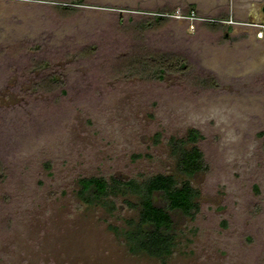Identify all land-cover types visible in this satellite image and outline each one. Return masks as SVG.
<instances>
[{"label": "rangeland", "instance_id": "rangeland-1", "mask_svg": "<svg viewBox=\"0 0 264 264\" xmlns=\"http://www.w3.org/2000/svg\"><path fill=\"white\" fill-rule=\"evenodd\" d=\"M72 1L0 0V264H264V25L190 20L193 0ZM136 46L190 70L114 75ZM33 58L62 87L34 88ZM190 129L207 165L189 179L199 211L163 261L132 253L122 231L136 210L83 203L78 179L180 182L170 139Z\"/></svg>", "mask_w": 264, "mask_h": 264}, {"label": "trees", "instance_id": "trees-1", "mask_svg": "<svg viewBox=\"0 0 264 264\" xmlns=\"http://www.w3.org/2000/svg\"><path fill=\"white\" fill-rule=\"evenodd\" d=\"M81 1L74 0L71 3L82 4ZM71 7L73 6L63 5L62 8L69 10ZM153 19L141 23L140 28L149 29L159 25L168 16L159 13ZM94 51V45L86 46L83 50L76 51L73 57H89ZM134 52L133 57H128V54L122 56L114 75L131 74L147 80H161L170 72L185 74L190 70L186 58L181 54L151 51L146 46H136ZM33 60L31 71L44 72L34 88L52 90L62 87L64 80L52 70L51 62L37 58ZM202 85L213 86V83L205 79L202 80ZM200 137L198 130L190 129L186 137L170 139L175 154V168L185 176L180 182L174 175L167 173H155L141 181L126 179L120 175L109 178L102 175L89 176L78 179L77 195L87 205L108 203L110 207L135 209L137 217L127 219V228L122 231L124 242L132 253H145L163 261L176 249L186 220L193 219L199 211V192L189 179L207 169L203 152L196 144ZM129 194L135 195L137 201L126 198ZM122 196L125 197L122 199ZM120 200L121 204H118Z\"/></svg>", "mask_w": 264, "mask_h": 264}, {"label": "crops", "instance_id": "crops-1", "mask_svg": "<svg viewBox=\"0 0 264 264\" xmlns=\"http://www.w3.org/2000/svg\"><path fill=\"white\" fill-rule=\"evenodd\" d=\"M190 10L209 19L236 20L264 25V0H193ZM209 24L206 20L201 22Z\"/></svg>", "mask_w": 264, "mask_h": 264}, {"label": "built area", "instance_id": "built-area-1", "mask_svg": "<svg viewBox=\"0 0 264 264\" xmlns=\"http://www.w3.org/2000/svg\"><path fill=\"white\" fill-rule=\"evenodd\" d=\"M183 17H186V18H189L190 20H195V19H198V20H207L208 18H201L199 16H197V14L194 12V11H190V14H187Z\"/></svg>", "mask_w": 264, "mask_h": 264}, {"label": "flooded vegetation", "instance_id": "flooded-vegetation-1", "mask_svg": "<svg viewBox=\"0 0 264 264\" xmlns=\"http://www.w3.org/2000/svg\"><path fill=\"white\" fill-rule=\"evenodd\" d=\"M207 22H210L209 24H214V25H216L217 23H219L220 22V25H224L223 23L224 22H226L227 20H216V19H207L206 20Z\"/></svg>", "mask_w": 264, "mask_h": 264}]
</instances>
